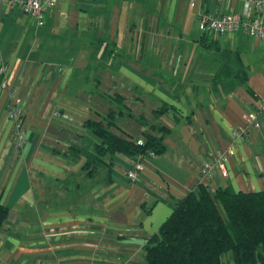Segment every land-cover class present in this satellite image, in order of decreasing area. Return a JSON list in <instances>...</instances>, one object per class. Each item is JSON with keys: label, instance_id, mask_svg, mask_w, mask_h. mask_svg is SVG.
Returning <instances> with one entry per match:
<instances>
[{"label": "crops", "instance_id": "crops-1", "mask_svg": "<svg viewBox=\"0 0 264 264\" xmlns=\"http://www.w3.org/2000/svg\"><path fill=\"white\" fill-rule=\"evenodd\" d=\"M242 8V0H57L39 27L0 2V201L10 209L0 264H146L150 239L200 184L264 189V119L256 128L244 118L264 95V39L208 37L198 15ZM110 112L121 137L163 135V152L139 166L145 179L127 177L123 153L89 174L85 154L97 138L86 122ZM230 146L225 174L218 159ZM206 161L215 164L209 177Z\"/></svg>", "mask_w": 264, "mask_h": 264}, {"label": "trees", "instance_id": "trees-1", "mask_svg": "<svg viewBox=\"0 0 264 264\" xmlns=\"http://www.w3.org/2000/svg\"><path fill=\"white\" fill-rule=\"evenodd\" d=\"M203 41L220 50L217 43ZM86 125L97 138L94 149L85 154L91 175L98 168L93 164L104 165L110 155L123 153L134 159L150 150L162 153L165 147L163 135L146 134L139 144L134 137L115 134L114 112L100 121L88 119ZM9 213L0 201V230ZM144 259L146 264H264V189L235 192L200 184L176 203L159 234L146 245Z\"/></svg>", "mask_w": 264, "mask_h": 264}, {"label": "built area", "instance_id": "built-area-1", "mask_svg": "<svg viewBox=\"0 0 264 264\" xmlns=\"http://www.w3.org/2000/svg\"><path fill=\"white\" fill-rule=\"evenodd\" d=\"M57 0H0V2L9 5L11 8L20 9L28 14L36 23L37 26L43 27L46 23V14ZM243 8L239 12H229L223 14L209 15L204 12H198L200 29L204 34L213 33L215 35L231 34L237 31H242L245 34L264 39V0H242ZM13 99V98H12ZM9 117L14 121V138L15 141L21 144L24 141V133L22 129L23 109L18 105L16 100H9L8 103ZM258 110L247 113L244 118L247 124H252L258 128L264 119V95L258 100ZM244 128L235 129L233 132L234 139L241 140L247 133V126ZM145 139H138L139 144H143ZM157 153L150 150L147 154H138L134 159H131V168L127 173V177L131 181L145 179L141 177L139 172L140 164L146 157H154ZM234 154V148L230 146L220 155L218 159V167L225 168V163L229 156ZM215 165V164H214ZM214 165L206 161L201 168V174L211 176L215 170Z\"/></svg>", "mask_w": 264, "mask_h": 264}, {"label": "rangeland", "instance_id": "rangeland-1", "mask_svg": "<svg viewBox=\"0 0 264 264\" xmlns=\"http://www.w3.org/2000/svg\"><path fill=\"white\" fill-rule=\"evenodd\" d=\"M235 12H238V11H235ZM22 121H23V117H22ZM245 122H246V120H245ZM23 123V122H22ZM247 123V122H246ZM24 139H25V137H24ZM235 152V151H234ZM223 170L225 171V174H226V170H225V168H223Z\"/></svg>", "mask_w": 264, "mask_h": 264}]
</instances>
